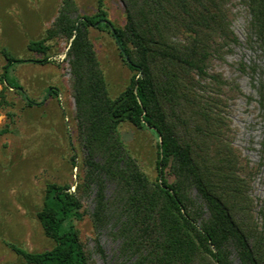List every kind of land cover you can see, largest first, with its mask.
<instances>
[{
  "label": "trees",
  "instance_id": "obj_1",
  "mask_svg": "<svg viewBox=\"0 0 264 264\" xmlns=\"http://www.w3.org/2000/svg\"><path fill=\"white\" fill-rule=\"evenodd\" d=\"M126 23L107 19L103 0L94 15H81L75 0H62L46 37L28 45L43 55L7 61L0 77V109L5 91L18 90L10 77L23 63L47 65V42L69 44L77 142L82 172L76 190L48 184L38 220L54 241L51 250H11L24 264H96L75 222L85 216V202L96 233L111 227L120 241V264H264V208L252 196L255 169L234 146L231 103L243 96L239 85L214 69L239 45L233 30L236 4L250 14L247 43L264 62V0H120ZM106 30L116 40L132 72L127 88L115 99L91 29ZM259 75L258 106L264 118V65L246 68ZM129 123L158 137V177L152 181L127 150L119 128ZM9 133L0 129V137ZM264 148V142L262 144ZM168 174L173 177L170 182ZM108 191L110 195H108ZM104 256L97 244V251Z\"/></svg>",
  "mask_w": 264,
  "mask_h": 264
},
{
  "label": "rangeland",
  "instance_id": "obj_2",
  "mask_svg": "<svg viewBox=\"0 0 264 264\" xmlns=\"http://www.w3.org/2000/svg\"><path fill=\"white\" fill-rule=\"evenodd\" d=\"M98 1L75 0L81 15L89 16L97 12ZM61 6L62 0H0V49H7L16 60L42 59L43 55L30 51L28 45L46 37ZM103 9L115 27L125 25L126 15L120 0H103ZM234 13L233 30L240 43L233 47L224 62H216L214 69L235 81L243 92V96L231 103L234 146L255 169L252 196L264 208V118L257 103L256 89L259 75H252L248 69L243 73L240 69L242 66L260 69L264 62L258 50L247 43L248 9L236 4ZM90 37L109 94L115 99L129 85L132 72L109 32L92 28ZM46 45L49 64H18L10 73L35 105L29 107L18 90L9 89L4 93L7 105L0 109V129L9 130L0 137V264H24L11 250V244L36 253L55 246L37 217L43 207L47 185H68L74 192L82 172L83 155L77 142L70 68L65 61L69 44L55 39ZM6 64L0 54V77ZM3 89L0 82V93ZM119 131L127 150L149 179L156 181V133L147 128L137 129L129 123H123ZM167 178L170 182L174 180L169 174ZM93 208L92 200L85 202V216L75 222L80 238L93 252L96 264H120V241L115 240L111 227L96 233L89 216ZM97 244L103 257L96 252ZM234 264L241 263L234 258Z\"/></svg>",
  "mask_w": 264,
  "mask_h": 264
}]
</instances>
